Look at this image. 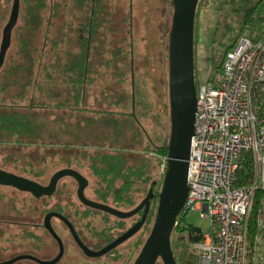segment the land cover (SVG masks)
Returning a JSON list of instances; mask_svg holds the SVG:
<instances>
[{"label":"rangeland","instance_id":"374dc122","mask_svg":"<svg viewBox=\"0 0 264 264\" xmlns=\"http://www.w3.org/2000/svg\"><path fill=\"white\" fill-rule=\"evenodd\" d=\"M115 1L117 9L112 18L111 41L120 44L122 49H126L129 53L115 56V61L111 62L106 73L103 72L102 66H94L95 83L87 86L85 109L81 110L73 104L70 105L74 107L71 111L77 112L74 117L65 113V109L70 111L68 106H55V101L50 99L47 94L45 99L51 103L37 109L44 115L52 116L54 114L59 127L66 126L69 130H73L74 134L61 135L53 139L23 141L7 138L6 134L0 133V168L3 167L8 171L15 170L46 183L56 169L66 165L75 166L88 177L86 189L88 191L91 185L92 187L103 188L104 186L105 188V184L99 182L100 177L96 174V168L99 167L96 160L105 152L112 151L113 153L117 150L120 153L123 152L124 158L122 160L128 164L135 162L136 158L152 156L153 163L149 162V176L144 182L142 196L146 193L152 179L159 178L162 182L163 176L160 170L159 157L154 152H145L144 149L148 137L162 143L167 131H169L163 122L167 114L165 117L163 116L161 102L163 98L168 96L166 42L173 12V2L172 0ZM217 2L218 0H208L204 4L202 1L197 11L194 31V75L196 83L212 74L221 61L225 47L223 42L227 37L226 33H229L223 23L225 20L231 21V16L227 19L225 13L239 14V12L227 7L222 10L223 16H220V10L212 8ZM42 15L46 16V14ZM19 18L13 29L12 43L6 53L7 66L0 70V110H8L9 107L6 104L12 101L14 92L19 89V85L11 83V72L18 71L17 77H21L23 73L27 74V64L33 60L35 62L38 55L37 49L43 42L42 31L45 27V19H40L39 28L32 36V40L27 39L24 41V45H21L17 36L20 30L18 25L23 24L24 16L20 20ZM54 20L53 27L55 28L60 23V15L55 16ZM104 31L106 32V30ZM233 31L236 32V28ZM20 46H25V48L21 49ZM47 47L48 45L45 49ZM103 48V43L99 40L96 44V50L93 51L95 62L100 60L101 63H104L108 57L107 53H104L107 54L106 56L101 55L104 52ZM24 50H28L25 56ZM47 52L48 50L45 54ZM47 56L49 55H45L43 58L46 60ZM11 57L12 63L9 59ZM8 62L10 73L7 70ZM35 65L36 62L34 67H36ZM5 79L8 81V85H6ZM10 95L12 96L11 100ZM41 97L43 96L41 95ZM132 109L135 111V120L127 113L124 115L125 110L130 111ZM65 143L69 144L65 145ZM153 158H157V163ZM156 169L158 170L156 171ZM64 179L58 182V190L52 198H75L72 195L74 183L67 176ZM121 181V179L116 180V184L119 185ZM142 196L140 194V198ZM44 197L47 196L39 197V202H37L33 199L34 196L25 190H20V187L17 188L0 181V229L8 236L10 235L9 238L12 237L11 242L17 240L14 237L19 236L18 232L23 227L21 222L24 217L28 219L34 211L39 210L43 203L40 200ZM140 198L137 197L135 201H139ZM107 199H111V196L108 195ZM119 206L122 207L121 204ZM133 206L134 204H127L126 202L123 208L129 209ZM136 217L134 215L125 219V227L128 222ZM113 219L114 217L109 216L108 220L112 221ZM187 221L199 226L204 232L211 229L210 220L199 216L198 212L193 211L188 216ZM102 226L103 223H99L97 220L96 228L100 231ZM149 228L150 224L146 222L124 245L119 246V250L124 251V254L120 253L119 259H116L114 263L120 264L121 261L125 264V251L128 249L138 252L149 234ZM183 231L182 228L173 231L172 237L176 238ZM138 238L140 247L136 244ZM93 240L94 238L89 239L90 242ZM3 242L6 241L3 240ZM43 247L44 249L48 248V246ZM20 249L21 247H15L12 244L8 251L14 253ZM155 264H163L162 259L159 257Z\"/></svg>","mask_w":264,"mask_h":264},{"label":"trees","instance_id":"16d2710c","mask_svg":"<svg viewBox=\"0 0 264 264\" xmlns=\"http://www.w3.org/2000/svg\"><path fill=\"white\" fill-rule=\"evenodd\" d=\"M202 1L205 4L208 0H198L195 25L197 11ZM207 5L209 4L207 3ZM227 7L239 12V14L225 13L227 19L231 16V21L225 20L223 23L229 33H226L227 37L225 42H223L225 47L221 61L217 64V69L213 70L212 74L208 76L209 78L216 76L219 72L226 52L234 46L239 37H255L264 27V0H218L217 4L212 6V8L220 10V16H223L222 10ZM116 9L117 3L115 0H21L19 20L24 16V21L22 25H18L20 30L17 35L21 45H24V41L27 39L32 40V36L39 28L40 19H45V27L42 31L43 42L37 49L36 67H34V60L30 61L27 64V74L23 73L21 77H17L18 71L14 70L11 72L8 62L7 70L9 73L11 72V83L19 85V89L13 94L14 97L11 101L13 106H8V110H0V133L6 134L5 136L10 139L24 140L27 138L30 141L53 139L61 135L69 136L74 134V131L69 130L66 126L59 127L54 114L52 116L44 115L37 109L51 103L46 101V94L55 101V106H68L70 111L65 109V113H68L70 117H74L77 113L76 111H71L74 107L70 105L73 104V106H77L81 110L85 109L87 86L95 83L93 75L95 67L102 66L103 72L106 73V69L110 68L111 62L115 61V56L129 53L126 49H122L120 44L113 43V40L111 41L112 18ZM42 14H46V16ZM58 14L60 15V23L54 28V17ZM235 28L236 32L233 31ZM168 39L166 42L167 51ZM99 40L102 41L104 47V52L101 55L106 56L108 54L104 63H101L100 60L95 62L93 58V51L96 50V44ZM47 45L48 47L45 49ZM20 48L23 49L25 46H20ZM47 50L48 52L45 54ZM24 51L25 56L28 50ZM45 55H49L46 60L43 58ZM9 59L12 63V57ZM5 66H7V63ZM261 90L262 87L260 85L256 91L261 92ZM168 105L169 99L167 96L163 98L161 108L163 116L165 117L167 114L163 122L169 129L170 115ZM168 139L169 131H167L162 143H158L155 139L148 137L144 151L147 153L157 152V157L158 154L167 153ZM68 144L65 143V145ZM151 157L148 155L140 158L138 171L142 181L140 185L141 196L144 182L149 176V162L153 163ZM106 159L111 163H106ZM112 159V155L105 156L104 154L96 160L99 163V167L96 168V174L102 176L103 182L108 187H114L116 176L121 175L119 160L117 158L115 160ZM153 159L157 163V158ZM254 170L253 159L248 151L241 163L239 171L240 182L251 181ZM128 174H133V167H129ZM122 190L126 191L125 188ZM259 194L260 192L256 191L254 208L249 219L251 235L255 230ZM124 199H127V197ZM153 215L152 213L151 216L147 217L146 222L153 220ZM124 220H120L121 227H125V223H122ZM184 229L183 234L172 238L171 247L174 257L177 264H198V253L192 244L203 236V230L193 223L184 224ZM251 237L253 236H250V239Z\"/></svg>","mask_w":264,"mask_h":264},{"label":"built area","instance_id":"2783aa9c","mask_svg":"<svg viewBox=\"0 0 264 264\" xmlns=\"http://www.w3.org/2000/svg\"><path fill=\"white\" fill-rule=\"evenodd\" d=\"M248 151L255 170L243 183L239 171ZM158 157L163 173L168 156ZM188 161L182 212L196 211L211 224L193 244L198 264H264V27L237 39L216 76L197 81Z\"/></svg>","mask_w":264,"mask_h":264},{"label":"flooded vegetation","instance_id":"af4514ba","mask_svg":"<svg viewBox=\"0 0 264 264\" xmlns=\"http://www.w3.org/2000/svg\"><path fill=\"white\" fill-rule=\"evenodd\" d=\"M20 1L21 0H19V12L17 20L20 16ZM12 4L13 0H0V44L3 35V28L6 25L11 14ZM14 26L11 29L10 44L6 49L3 62L0 65V70H2V68L6 65V53L8 52V48L12 43V33ZM5 81L6 85H8V81L6 79ZM11 98L12 96L10 95V100ZM6 106H13V103H11L10 101L8 104H6ZM124 112V115L127 113L131 116L132 119L135 117V111L133 109L130 111L125 110ZM23 141H27V138ZM108 155L113 156L112 160H115V158H117L121 167V175L116 176L114 187H108V185L103 182L102 176H99L101 178H99V182H103L105 184V188L104 186L103 188H100L99 186L92 187L91 185L90 190L86 191L88 186V177L80 169L71 165L62 166L61 168L70 167L72 169H75L87 179L86 184L83 187V193L87 198L105 203L115 208L124 209L123 205L126 202L127 204H134V206L138 205L144 198V196L148 193L149 189L152 188L154 195L150 198L147 209H145L146 206L143 205L136 213L128 216L131 217L136 215L137 217L131 222H128L126 227L123 229V227H121L120 220L127 219L128 217H120L107 210L95 207L80 198L78 194L80 180L75 174L71 173L61 175L57 179L53 191L50 193L44 192L35 194L29 189L20 188V190H25L32 196H34L35 198L33 199L37 202H39V197H47L43 198L45 200H40L43 203L40 206L39 210L34 211V213L29 216L28 219H25L24 217L21 222L23 223V227L21 231L18 232L19 236L14 237V239L17 240L11 242L12 237L9 238L10 235L8 236L5 232L2 231V229H0V264H2L1 262L15 258L16 256L19 257L3 264H119L114 263L116 259H119L120 253L124 254V251L119 250V246L121 247V245H124V243H126L132 236H134L140 228L125 240L100 254H92L91 251H96L106 246L127 228L133 225L136 221L141 219L143 214H145V223L147 217L151 216L152 213L155 215L158 203V191L161 186V181L159 178L152 179L149 183L146 193H144V195L140 198V181L138 171V167L140 166V159L136 158L135 162H133L132 164H128L122 160L124 158L123 152L120 153L117 150L113 153L112 151L106 152L105 156ZM105 162L109 163L110 161L106 159ZM129 167H133L132 175L128 174ZM4 170L6 169L4 168ZM10 172L33 179L42 185L48 184L52 174L54 173L53 172L51 174L46 183H42L35 178L24 175L15 170H12ZM65 176L69 177V180L74 183V191L72 192V195L75 196V198H52L53 194L58 190V182H60V180H65ZM118 179L122 180L119 185L116 184V180ZM125 182L126 186L124 187ZM123 188H125L126 191H123ZM108 195L111 196V199H107ZM125 197H127V199H124ZM137 197H139L140 200L136 202L135 199ZM119 204H121L122 207L119 206ZM109 216L114 217V219L112 221L108 220ZM46 220H48L54 232L50 230L46 223ZM97 220H99V223H103L100 231L96 228ZM123 222L124 221H122V223ZM71 227H73L74 230H72ZM90 238H94V240L90 242ZM3 240L6 242H3ZM81 242L86 245L91 251H87V249L82 246ZM12 244H14L15 247H21V249L14 253L9 252L8 249L12 246ZM136 244L140 247L139 238L136 240ZM43 246H48V248L44 249ZM134 252L135 251L133 249H128L127 251H125V264H131L134 261L139 251L135 253ZM120 264H123V262L121 263L120 261Z\"/></svg>","mask_w":264,"mask_h":264},{"label":"water","instance_id":"95a60500","mask_svg":"<svg viewBox=\"0 0 264 264\" xmlns=\"http://www.w3.org/2000/svg\"><path fill=\"white\" fill-rule=\"evenodd\" d=\"M173 12L168 39V96L170 133L167 144V167L163 175L154 221L149 234L144 240L137 256L131 264H155L160 257L163 264H177L171 247V231L176 216L182 207L188 191L187 173L189 165L190 143L194 133L196 111V83L194 75V31L195 15L198 0H172ZM19 12V0H13L11 14L3 28L0 44V65L3 62L7 47L10 44L11 29L15 25ZM75 174L80 180L79 196L85 202L120 217H128L136 213L143 205L147 209L150 198L154 195L152 188L141 202L131 209H120L102 202L91 200L83 193L87 179L75 169L60 168L52 174L46 185L28 177L15 174L0 168V181L29 189L35 194L53 191L57 179L63 174ZM145 219L136 221L114 240L99 250L91 251L82 242V246L92 254H100L117 245L136 232ZM46 223L54 232L48 220ZM72 230L73 227H71ZM19 256H16L17 258ZM1 262L8 263L11 260Z\"/></svg>","mask_w":264,"mask_h":264},{"label":"bare ground","instance_id":"6f19581e","mask_svg":"<svg viewBox=\"0 0 264 264\" xmlns=\"http://www.w3.org/2000/svg\"><path fill=\"white\" fill-rule=\"evenodd\" d=\"M169 97V96H168ZM169 133H170V126H169ZM157 153V152H156ZM167 154V153H166ZM167 162H168V159H167ZM166 167H167V164H166ZM166 170V169H165ZM165 172V171H164ZM164 172L162 173V176L164 175ZM139 181H140V185H141V178L139 177ZM162 183V182H161ZM161 187V186H160ZM160 190V189H159ZM184 204V203H183ZM182 207H183V205H182ZM182 207L180 208V210H179V212H178V214H177V216H176V221H175V224H174V226H173V228H172V231H171V235H170V238H171V242H172V234H173V231H175V230H177V229H179V228H182V229H184V224H188V223H191V222H189V221H187V218H188V216L193 212V211H191L188 215H184L183 214V212H182ZM196 212V211H195ZM199 215V214H198ZM155 216V215H154ZM153 221H154V219L153 220H151L150 222H149V224H150V230H151V227H152V224H153ZM145 224V222L143 221L142 222V224H141V227L143 226ZM194 224V223H193ZM150 230H149V232H150ZM184 231H185V229H184ZM184 231L183 232H181L180 234H183L184 233ZM204 232V231H203ZM179 234V235H180ZM196 241V240H195ZM194 241V242H195ZM157 261V260H156Z\"/></svg>","mask_w":264,"mask_h":264}]
</instances>
